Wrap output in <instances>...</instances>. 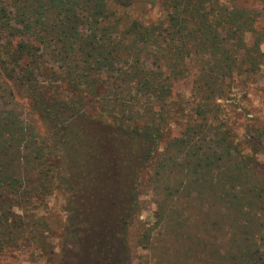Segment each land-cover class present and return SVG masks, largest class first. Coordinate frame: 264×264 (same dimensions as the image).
I'll list each match as a JSON object with an SVG mask.
<instances>
[{"label": "trees", "instance_id": "trees-1", "mask_svg": "<svg viewBox=\"0 0 264 264\" xmlns=\"http://www.w3.org/2000/svg\"><path fill=\"white\" fill-rule=\"evenodd\" d=\"M141 1L0 0V252L45 237L41 220L12 209L49 192L58 157L61 264H132L144 188L160 196L163 230L144 232L154 264H264V146L237 142L217 102L259 67L264 27L227 0H146L161 7L154 21L133 15ZM194 71L182 117L173 88ZM19 90L51 135L24 118ZM91 90L101 119L76 102ZM179 118L182 132L162 148Z\"/></svg>", "mask_w": 264, "mask_h": 264}, {"label": "rangeland", "instance_id": "rangeland-1", "mask_svg": "<svg viewBox=\"0 0 264 264\" xmlns=\"http://www.w3.org/2000/svg\"><path fill=\"white\" fill-rule=\"evenodd\" d=\"M162 2V0H159ZM229 4H235L239 8H245L255 13V18L258 19V27H264V3L262 0H227ZM161 14V7L159 5L146 4V0L139 2V5L134 8L133 15L137 18H144L154 21L159 18ZM254 39L251 36L246 38V44L251 46L254 44ZM264 50V47H263ZM264 53V52H263ZM259 67L256 70L245 76L244 79L234 78L231 80V87L228 88L227 93L223 98H219L217 102L221 105V116L227 120L231 132L235 135L236 141L245 146V140H253L258 138L256 143L264 146V55L257 61ZM194 74L188 77H183L175 82L173 98L176 101L181 100L183 102L184 114L189 112L191 105L188 103L193 102L192 81L194 80ZM84 92L88 91L85 84L81 86ZM63 91L56 93V96L63 94ZM82 92L76 96V102H79L83 111L89 114L91 117L101 119L104 117V110L101 108L100 99L96 93L92 90L86 94L85 98L82 97ZM19 102L20 110L23 112L24 118L27 121L33 123L34 130L41 135H51L52 130L44 118L40 115H36L30 104L28 96L25 92L19 90ZM176 109L178 106L172 103L171 106ZM186 108V109H185ZM181 114V111H180ZM180 116V115H178ZM106 119V118H105ZM178 120V121H176ZM169 133L163 138L162 148L164 146V140L168 136L178 135L182 132L183 126L181 119H175V122H170ZM54 137V136H53ZM56 138L58 136H55ZM55 138V140H56ZM58 144V143H56ZM64 152V147L58 144V150ZM163 150V149H162ZM161 150V151H162ZM247 152V151H246ZM258 159L264 168V154H259ZM59 162V166L62 164L57 157L55 161ZM55 166V165H54ZM58 168L54 169L52 175L49 192L46 194L40 193L33 196L32 201L23 205L25 207L19 209L13 208V212L24 217L25 222L37 218L43 223L39 227L44 231V238H40L38 242H27V237L24 236L21 240L16 242L9 250L0 252V264H61L60 258L62 250L65 246L64 237L67 227L68 212L67 193L59 185ZM149 172L144 176L147 179ZM32 183L37 186H41L39 181L33 180ZM160 200V196L156 195L153 190L141 189L138 192V206L139 214L133 222L131 228V263L141 264L148 262V264H154L156 259L152 252L145 249L144 232L149 228H155V217L157 213V202ZM161 227L153 229V234H157L162 231Z\"/></svg>", "mask_w": 264, "mask_h": 264}]
</instances>
